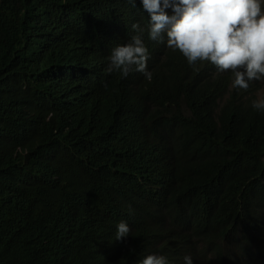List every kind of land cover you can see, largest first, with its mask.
<instances>
[{
  "label": "trees",
  "instance_id": "obj_1",
  "mask_svg": "<svg viewBox=\"0 0 264 264\" xmlns=\"http://www.w3.org/2000/svg\"><path fill=\"white\" fill-rule=\"evenodd\" d=\"M62 8L77 11L72 45L87 69L71 74L63 65L71 60L66 42L35 68L51 84L43 97L53 113L52 129L43 128L52 143L38 145L26 124L29 58ZM87 10L99 20L85 23ZM136 11L129 0H0V226L28 239L8 249L11 258L19 264L32 244L56 236L36 213L35 194L17 185H39L54 153L73 169L60 199L106 202L132 224L134 242L168 261L190 254L193 264H264V112L252 106L264 98V78L233 87L231 70L189 64L160 47L151 80L108 73L106 48L129 31ZM10 185L14 207L5 203Z\"/></svg>",
  "mask_w": 264,
  "mask_h": 264
},
{
  "label": "clouds",
  "instance_id": "obj_2",
  "mask_svg": "<svg viewBox=\"0 0 264 264\" xmlns=\"http://www.w3.org/2000/svg\"><path fill=\"white\" fill-rule=\"evenodd\" d=\"M129 2L137 10L138 19L122 39L108 44L104 55V63L108 60L109 64L108 73L119 71L124 77L135 73L151 80L148 68L160 47L179 50L189 64L208 61L221 72L231 70L233 87L246 90L249 82L264 78V0ZM83 16L85 23L99 20L98 13L92 10L85 11ZM75 17L77 11L71 13L62 8L47 19L39 37L38 52H32L29 58L34 73L26 85V100L34 103L32 114L26 115V124L30 137L38 145L52 143L43 128H51L48 122L53 113L44 111L47 101L43 97L51 84L35 68L57 55L66 42V53L71 60L63 65L71 74L77 69H87L83 58L78 56L82 48L72 45L76 36ZM252 106L264 112V98L254 101ZM51 154L48 175L37 176L39 185L31 178L17 179V185L35 194V211L38 209L56 236L32 244L29 254L19 264H193L195 258L190 254L182 255L179 263L170 262L162 253L134 242L132 224L119 222L104 201L83 200L70 193L65 195L69 196L67 199H60L58 196L62 195L57 188L71 181L73 169L65 158ZM6 197L5 203L14 207L12 185ZM71 205H74L72 210ZM27 241L14 238L10 230L0 226V262L16 264L8 249L16 244L15 248H19Z\"/></svg>",
  "mask_w": 264,
  "mask_h": 264
}]
</instances>
